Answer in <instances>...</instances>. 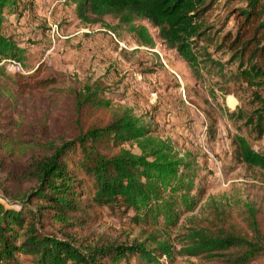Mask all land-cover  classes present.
<instances>
[{
    "label": "trees",
    "instance_id": "16d2710c",
    "mask_svg": "<svg viewBox=\"0 0 264 264\" xmlns=\"http://www.w3.org/2000/svg\"><path fill=\"white\" fill-rule=\"evenodd\" d=\"M237 1L244 6L230 13L234 31L215 47L229 53L225 63L203 43L213 0L64 4L84 25L125 31L150 48L161 41L198 83L202 71L217 73V88L245 101L226 110L246 131L231 136L234 158L264 173V151L248 139L264 136V0ZM30 2L0 0V61L25 60V49L4 33V14L19 16ZM39 71L7 76L0 69V264H161L176 254L195 264L264 262V189L232 205L209 201L187 220L176 249L167 233L195 206L196 156L179 155L143 115L112 104L100 81L63 85ZM105 209L124 220L125 236L98 231Z\"/></svg>",
    "mask_w": 264,
    "mask_h": 264
},
{
    "label": "rangeland",
    "instance_id": "374dc122",
    "mask_svg": "<svg viewBox=\"0 0 264 264\" xmlns=\"http://www.w3.org/2000/svg\"><path fill=\"white\" fill-rule=\"evenodd\" d=\"M31 1L26 3V9L23 5L19 7L22 10L19 16L7 11L4 14V33L25 49V60L21 62V70L9 61L0 63L3 73L31 75L39 69L40 77L56 76L63 85L98 80L112 104L143 115L155 135L179 155L190 152L196 156L198 168L192 192L195 206L183 212L178 225L167 233L176 249L180 248L187 220L202 215L201 210L209 201L232 205L264 189V173L248 169L234 158L231 136L236 133L245 136L246 131L242 127L236 129L226 110L233 111L245 101L234 97L233 105L234 99L227 100L228 95L215 84L220 81L217 73L202 71L205 80L198 83L187 64L159 40L150 48L138 44L125 31L115 32L100 24L84 25L76 19L74 7L64 4V0ZM243 6L237 0H213L205 20L209 40L203 41L213 59L222 63L228 60L229 53L215 47L226 31H234L230 13ZM105 21L113 23L108 18ZM143 23L155 37V29ZM54 24L59 36H52ZM229 67L227 64L224 68ZM207 115L215 119L214 134L208 133L211 121ZM248 139L254 150L264 151V136ZM123 221L117 212L105 209L104 220L97 229L110 237L119 233L125 236L129 228ZM160 263L195 264L196 259L176 254L172 259L162 257Z\"/></svg>",
    "mask_w": 264,
    "mask_h": 264
},
{
    "label": "built area",
    "instance_id": "2783aa9c",
    "mask_svg": "<svg viewBox=\"0 0 264 264\" xmlns=\"http://www.w3.org/2000/svg\"><path fill=\"white\" fill-rule=\"evenodd\" d=\"M51 32H52V36H59V35H58V27H57L56 24H54V25L52 26V28H51ZM5 61H7V62H8V61L11 62L12 65L15 66L16 69H17V67H19V70H21V67H22L21 62L13 61V60H5V59H4V60H1L0 63L5 62Z\"/></svg>",
    "mask_w": 264,
    "mask_h": 264
},
{
    "label": "crops",
    "instance_id": "0c3cea01",
    "mask_svg": "<svg viewBox=\"0 0 264 264\" xmlns=\"http://www.w3.org/2000/svg\"><path fill=\"white\" fill-rule=\"evenodd\" d=\"M229 98L234 99V104H233V105H235V104H236V99L234 98V96H232V95H228L227 100H229Z\"/></svg>",
    "mask_w": 264,
    "mask_h": 264
}]
</instances>
